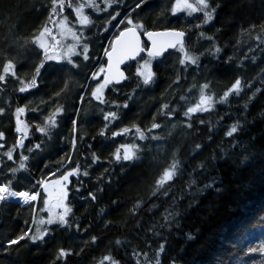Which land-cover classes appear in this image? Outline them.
Listing matches in <instances>:
<instances>
[{
  "label": "snow or ice",
  "instance_id": "snow-or-ice-1",
  "mask_svg": "<svg viewBox=\"0 0 264 264\" xmlns=\"http://www.w3.org/2000/svg\"><path fill=\"white\" fill-rule=\"evenodd\" d=\"M148 3L149 0H139L132 6L126 0H50L46 9L45 22L22 43L13 41L18 47L30 48L31 55L35 56L39 62L33 63L31 78H24L18 74L15 58H5L0 71V90L6 89L9 83H12L16 93L35 96L41 90L39 81L44 79V72L51 69L52 72L63 73V76L61 77L62 87L48 95L47 100L41 98L40 103L34 107H29L31 101L29 104H23V101L28 99L24 95L18 97L22 106H16L14 111L11 108L12 102H9L7 108L0 107V116L11 112L15 118V133L18 134L11 146H8L5 133L0 131V202L6 204L9 201H16L21 207L30 209L32 225L35 226H29L26 230L22 228L19 234L6 238V242L0 240V253L11 255L13 246L26 247L29 243L45 244L46 238L60 229L67 231L75 226L77 232H87L92 227L91 223L87 226L81 225L76 217L74 206L79 201L87 204L89 200L94 202L98 199L93 191H87L85 195L81 189L85 187L84 178L90 177L89 169L100 164V157L92 150L93 145L88 144L86 151L91 153V159L85 157L83 163L79 159L82 153L77 142L80 141L83 144L85 138L78 134L76 117L82 108L77 106V103L83 105L87 98L89 104L95 101L98 107L104 106L100 107L104 125L98 132V136L116 143L115 150L110 153L109 167H105L101 177H97L100 181L104 174L111 177L115 166H119L123 173L126 168H134L142 164L146 154L148 156L154 154L153 145L156 149H160L169 143L165 137L156 134L158 130L163 131L167 126L166 123L156 122L158 118L172 123L173 118L182 114L185 120L184 128L196 133L201 125L207 127L204 118L199 114L212 113L221 105L230 107V97L242 98L251 92V95L247 96V103L242 105V110L246 111L258 95H264V72L259 76V87L256 86V82L237 76L220 95L212 91L213 85L206 78L202 84L193 82L186 89L184 87L188 76L192 75L194 81L197 79L201 56L207 54L219 59L222 49L215 44L214 36L205 35L203 31L204 26L214 21L217 9L221 7L217 0H174L170 8L163 7L159 13L164 15L170 12L171 17H176L175 21L169 19V26L162 31L150 30L139 19L137 10ZM180 13H185L187 17L193 18V21L187 24L181 23L178 15ZM194 14L198 15L194 16ZM255 27V24L251 26V28ZM259 27L261 32H264V23H261ZM251 28L246 30L249 34ZM193 30L198 31L197 43L200 40H206L212 44V49L197 48L199 55L195 54L192 49L196 47V44L190 39ZM105 33L109 35L106 36ZM255 39L260 41V45H264V38L257 35ZM105 40L107 46L103 44ZM97 41L102 48L103 61L90 51V45L96 44ZM4 43L7 44L8 41L5 40ZM260 50L261 54H264V47ZM248 51L255 53V49L251 47ZM174 54H178L179 67L173 66L175 79L167 84L162 94L170 99L158 105L151 116L150 125L132 123L119 127V124L123 123L122 117L125 115V110L131 111L132 104L136 103L137 91L143 92L145 88H151L156 84L158 77L153 62H157V68L161 66L166 68L168 57ZM242 55L244 60L256 62L255 54L251 57L247 53ZM232 60L233 57L229 56L225 62ZM132 62H134V73ZM81 64L91 69L90 75L83 77L84 83L74 79L80 75ZM190 68H194L195 74L189 71ZM237 70H243V60L237 65ZM133 84L134 87H132ZM123 87H132L131 92L125 93L126 99L123 103H119L117 99L106 98V90L116 94ZM33 89L36 92H33ZM194 91L198 92V97L195 103H190V97ZM70 95H74L77 101L72 105L76 115L68 118L71 123V138L68 145H60L59 159H54L51 155H44V146L46 142L53 141V136L60 134V123L66 113L62 98ZM26 112L36 114L35 124L29 125L21 119ZM139 118L140 114L137 113L135 119ZM113 127L116 130H112ZM172 128H176L175 123H172ZM209 131L211 132L212 129L209 128ZM108 132L111 133L110 136L107 135ZM241 132L242 125L237 121L227 127L224 135L229 138L228 142L231 144L232 151L241 148L243 157L241 164H243L251 157L242 148V141L239 139ZM37 133L40 135L37 136ZM60 136L63 138V134ZM117 137H123L124 140L117 143ZM96 139L97 137H92V140ZM211 139L210 135L209 140ZM33 140L39 142L34 143ZM195 148L199 151L202 145L196 144ZM219 151L221 155H226L228 150L221 144ZM162 157L163 163L150 165L156 169V173L150 177L152 183L146 198L137 197V201L129 209V214L133 218L132 231L139 233L147 226L152 239L144 240L143 246H133L129 240L117 239L115 248L110 246L107 254L102 255L99 260L93 258V264H162L160 257L165 253L167 233H171L174 228L182 227L181 212L178 209L185 199V192L193 195L192 190L195 189V193L204 195L209 190L217 194L225 191L222 185L216 186L218 181L215 178L202 186L198 183L197 177H203L206 174L208 163L215 162V153L210 161L200 162L191 171L187 170L189 163L179 158V150L171 153L170 162H168L167 149L163 151ZM33 162L37 165L43 164V168L40 169V179H35L32 175ZM44 170L47 172L45 173ZM17 173H27L29 177H32L28 180L32 186L30 189H18L17 185L23 177H18ZM106 183L111 186V179L109 178ZM178 185L181 186L178 187ZM103 191V185L96 188V192ZM177 192H180L179 196ZM113 203L118 202L113 201ZM191 206L192 203H189V207ZM161 208L163 211L160 212L157 220L155 214ZM103 214L104 210L100 209L98 215ZM260 219L264 221V216ZM24 223L27 225L28 221L25 220ZM111 227V222L104 224V229L110 230ZM106 234L104 230H101L99 236L92 235L90 241H86L85 246L81 247L75 255L86 253L88 248L97 246ZM186 237L188 241L194 239L191 234H186ZM161 240L164 242L161 243ZM21 242L24 244L21 245ZM149 251H154L155 255L150 256ZM248 252L264 254V242L258 248H249ZM72 255L70 250L61 247L56 251L52 264H68L67 258ZM141 255L144 257L143 260L140 259ZM170 264H182V262L172 257ZM253 264L257 262L254 261ZM259 264H264V261Z\"/></svg>",
  "mask_w": 264,
  "mask_h": 264
},
{
  "label": "trees",
  "instance_id": "trees-1",
  "mask_svg": "<svg viewBox=\"0 0 264 264\" xmlns=\"http://www.w3.org/2000/svg\"><path fill=\"white\" fill-rule=\"evenodd\" d=\"M126 2L134 6L139 0H126ZM217 2L220 3L221 7L217 9L213 25L205 32L207 35L212 33L217 36L218 46L222 49L219 59L216 57L207 60L201 59L197 79L194 81L193 76L190 75L186 84L192 81L201 84L205 82L204 78H206L213 85L212 91L220 95L234 82L237 76H241L256 82V86L259 87V76L264 72V54H261L260 49L264 45H260V41L256 40L255 37L259 35L264 38V32H261L259 27L261 23H264V0H217ZM49 4L50 0H0L1 48L3 49L4 45L1 41L9 35V28L14 23H19V26H24L26 29L43 24L47 18L46 9ZM163 7L169 8L167 1L165 4L163 0H149L148 4L137 10L139 19L150 30H163L169 26V19L176 20V17H171L169 12L159 15ZM43 18H45L44 21ZM180 19L183 24L193 21V19L189 20L184 17H180ZM161 21L164 22L161 23ZM253 24L256 25L255 28H251ZM249 28H251L250 34L246 31ZM197 34L198 31L193 30L190 39ZM104 35L107 36L109 33ZM202 42L204 41L200 40L197 43V37L193 41L196 45L202 44ZM249 42L256 43L248 44ZM103 44L107 46V41H103ZM97 46L98 48H93V54L100 51V55H102V49L99 48L100 42ZM249 47L255 49V53L249 52ZM7 53H11V51L7 49ZM242 53H247L249 57L255 54L257 56L256 62L244 60ZM229 56H232L233 60L226 63L225 61ZM32 57H24L20 65L21 70L23 67L24 71L28 68L29 61L34 59ZM241 60H243V70L238 71L237 65L240 64ZM156 64L157 62L154 61V70L157 71L158 77L156 84L152 85L151 88H145L143 92L137 91L136 103L132 104L131 111L125 110V115L122 117L123 123L119 124V127L132 123L150 125L151 116L158 105L170 99V97L162 96V94L167 84L175 79L172 68L173 66L179 67L178 55L174 54L168 57L166 68L163 66L157 68ZM189 71L194 72V68H190ZM89 72L90 69L81 65L80 75L74 78L75 81L84 83L83 77ZM132 72L134 73V63ZM62 76L63 73L47 71L41 90L35 97L47 100L48 95L62 87ZM8 87L0 90V107L7 108L9 102H12L11 108L14 111L16 106H22L18 100L20 95H16L13 90L14 85ZM132 87H123L116 94L108 92L106 98L109 100L117 99L119 103H122L123 98L126 99L123 91L125 93L131 92ZM250 95L251 92H248L242 98L230 97V107L221 105L212 113L199 114L204 118L207 127L201 125L196 133L185 128L182 132L172 134L167 139L169 143H166L162 148L156 149L153 145L154 154L152 156L146 154L142 164L134 168H126L123 173L119 166H115L112 176L109 177L108 174H104L100 181L97 180V177H101L104 168L109 167L110 153L115 150L116 143L106 140L105 144L100 137H97L93 142L85 141L83 144L79 141L78 146L82 153L79 157L81 163L85 157L91 159V153L86 151L88 143L93 145L92 150L100 157V164L89 169L90 177L84 178L85 187L81 189L85 195L87 191H93L98 199L94 202L89 200L87 204L79 201L74 206L76 217L81 225L87 226L91 223L92 227L87 232H77L75 226L67 231L60 229L46 238L47 243L45 244L29 243L26 247L13 246L11 255L0 253V264H52L56 251L61 247L73 253L67 258L68 264H93V258L99 260L102 255L107 254L110 246L115 248L117 239L129 240L133 246H143V241L151 240L152 237L148 233L147 226L142 232L132 231L133 218L129 214V209L137 201V197L146 198L152 183L150 177L156 173V169L150 165H158L164 162L162 153L165 149L168 150V162L171 161V153L179 150V158L189 163L188 171H191L202 161H210L211 156L215 153V162L208 163L206 174L203 177H197L198 183L202 186L215 178L218 181L216 186L222 185L225 191L217 194L209 190L204 195L195 193V189L192 190L193 195H188L185 192V199L180 203L178 209L181 212L180 223L182 227L180 229L174 228L171 233H167L168 241L165 244V253L161 254L160 257L162 264H170L172 257H176L182 264H253L254 261L259 264V262L264 261V254L248 252L249 248H258L264 242V221L260 219L264 216V115H262L264 113V95H258L244 111L242 105L247 103V96ZM33 97L31 96V98ZM65 99L67 103L71 101V105L77 103L74 95ZM65 99L62 101L64 102ZM69 109L68 112L73 108L70 107ZM83 110H86L85 106ZM137 113L140 114L139 119H135ZM225 113H230V115H225ZM85 115L86 113L78 118V129H80L78 134L84 131L89 136H97L99 120L93 119L88 122V117ZM178 119H183L182 114ZM237 121L242 125V132L239 135L242 148L251 157L249 161H245L243 164H241V160H243L241 148L232 151L231 144L228 142L229 138L224 135L227 127ZM156 122L160 123V119L158 118ZM209 128L212 129L211 132ZM112 130H116V128L113 127ZM0 131L5 133L8 146H11L17 136L15 119L11 112L5 116H0ZM59 133L63 134V138L57 134L56 142L51 148H48V142L45 144V146L47 145L44 148L45 156L51 155L54 159H59L60 145H68L71 136V123L68 118L61 121ZM107 135L110 136L111 133L108 132ZM210 135L212 136L211 140H209ZM31 138L32 136H30ZM66 138L67 143L65 144ZM123 140V137L116 138L117 143ZM33 142L39 141L33 140ZM196 144L202 145L199 151L195 148ZM221 144L228 150L226 155H221L219 151ZM9 163L11 164V162ZM42 168L43 164L37 165L33 162L32 175L35 179L41 178L40 169ZM44 172L46 173L47 170ZM17 176L23 177L17 185L18 189H30L32 187L28 183L32 177H29L27 173H17ZM109 178L111 179V186L106 183ZM101 185H103L104 191L102 193L96 192V188ZM246 185L248 187H245ZM176 194L179 196L180 192ZM113 201L118 203L114 204ZM193 201L195 202L193 203ZM189 203H192L191 207H189ZM100 209L104 210L103 215H98ZM162 211L163 208L156 212L155 219H159ZM145 219H150V217H145ZM25 220L28 221L27 225L24 223ZM106 222H111L110 230L104 229ZM29 226L35 227L32 225L30 209L21 207L16 201H9L6 204L0 203V240L6 242V238L19 234L22 228L26 230ZM101 230L107 234L101 238L97 246L88 248L86 253L75 255L81 247L85 246L86 241H90L92 235L99 236ZM186 234L193 235L194 239L188 241ZM160 242L163 243L164 241L161 240ZM23 244L24 242H21V245ZM137 250L139 251V248ZM149 255L154 256L155 252L149 251ZM140 259H144L143 255Z\"/></svg>",
  "mask_w": 264,
  "mask_h": 264
},
{
  "label": "rangeland",
  "instance_id": "rangeland-1",
  "mask_svg": "<svg viewBox=\"0 0 264 264\" xmlns=\"http://www.w3.org/2000/svg\"><path fill=\"white\" fill-rule=\"evenodd\" d=\"M167 2H168V4H169V8H170V6H171V4L172 3H174V0H166ZM166 1H164L163 0V2L166 4ZM40 10H42V9H40ZM38 11H39V9H38ZM43 11V10H42ZM169 14H170V12H169ZM179 15V17H184V18H187V19H189V20H192L193 18H189V17H187L186 16V14L185 13H180V14H178ZM195 15H198V14H194V16ZM45 17V16H44ZM71 18V17H70ZM201 19H202V17H201ZM45 20V18H43V21ZM213 23H214V21L213 22H211L209 25H207V26H204V32L208 29V28H210V26L211 25H213ZM21 25V24H20ZM41 25H42V23H41ZM40 26V24L39 25H37L36 27H30V28H25L24 26H19V23H14L9 29H10V33H8L9 35L7 36V37H5L4 38V40L3 41H1L4 45H3V49L1 48V46H0V71H2V65H3V62H4V59L5 58H15V60H16V62H17V65H18V74L19 75H21V77H24V78H29L30 77V75H32V71H33V68H32V63H38L39 61L35 58V56H33V55H31V49L30 48H25V47H18V46H16L14 43H13V41H19L20 43H22L25 39H28V38H30L31 37V35L35 32V30L38 28ZM87 34V33H86ZM205 35H207V33L205 32ZM209 35H212V36H214V38H215V44L218 46V40H217V36L215 35V34H212V33H209ZM198 36V34L197 35H193L192 36V38H191V41H192V43H193V41H194V38H196ZM5 40H7L8 41V43L7 44H5L4 43V41ZM204 42H202V44H199V45H196V47L195 48H193L192 49V51L195 53V54H197V55H199V52L197 51V48H199L200 50H203L204 48H208V49H212V44L210 43V42H208V41H206V40H203ZM99 43V41H97V43L96 44H94V46L92 47V46H90V51H92L93 50V48L94 47H97L98 48V46H97V44ZM253 43H256V42H253ZM253 43H251V42H249L248 44H253ZM12 49L11 50V53H7V49ZM2 51V52H1ZM16 53V54H15ZM17 55H19V56H17ZM178 55V54H177ZM25 56H28V57H32V58H34L32 61L30 60L29 61V65H27V67L29 66H31V70H29V72H25L24 71V67H23V70H21L22 68L20 67V65L22 64V60L24 59V57ZM212 59L213 58V56H211V55H204V56H201L200 57V61H201V59H204V60H207V59ZM31 62V63H30ZM50 63H53V62H50ZM154 63V62H153ZM23 64H25V63H23ZM81 65H83V64H81ZM20 67V68H19ZM193 83V81L192 82H190L189 84H185L184 85V87H185V89L187 88V87H189V86H191V84ZM196 83V82H195ZM198 84H200V83H198ZM202 84V83H201ZM9 85H12L13 86V84L12 83H9ZM8 85V86H9ZM9 88V87H8ZM14 90V89H13ZM1 94V93H0ZM123 94H125V91H123ZM16 95L18 96V95H22V94H17L16 93ZM24 95V94H23ZM68 97H70V96H68ZM67 97V98H68ZM197 97H198V92H195L194 91V93H193V95L190 97V103H195V101H196V99H197ZM31 99L32 98H29L28 100H27V103L29 104V101H31ZM63 99H65V98H63ZM62 99V100H63ZM123 100H124V98H123ZM0 102H1V100H0ZM122 103H123V101H122ZM24 104V103H23ZM78 104V103H77ZM31 107H34V106H36L37 105V103L36 102H33V101H31V104H29ZM79 105V104H78ZM92 105V107L94 108V109H96V110H98L99 112H100V107H104V106H100V107H98L97 106V102L96 103H94V104H91ZM27 112L21 117V119H23L25 122H26V117H27ZM204 114V113H203ZM15 119V118H14ZM32 124L31 125H33V124H35L37 121L35 120V119H32ZM160 123H166L167 124V126H166V128L163 130V131H157V133L156 134H159V135H161V136H163V137H165V139L167 140V139H169L170 137H169V132H171V135L172 134H174V133H179V132H182L183 130H185V128H184V124H185V120H184V118L182 119V120H179L178 119V117H176V118H173V121H172V123H175L176 124V128L175 129H173L172 128V123H167L166 121H162V120H160ZM16 135H18V134H16ZM37 135L39 136L40 134L39 133H37ZM30 136H31V132L29 133V138H30ZM56 136L57 135H55L54 137H53V141L51 142V143H49L48 144V148H51L53 145H54V143L56 142ZM65 139V138H64ZM47 143V142H46ZM45 143V144H46ZM47 146V145H46ZM46 146H44V148H46ZM1 203V202H0Z\"/></svg>",
  "mask_w": 264,
  "mask_h": 264
},
{
  "label": "flooded vegetation",
  "instance_id": "flooded-vegetation-1",
  "mask_svg": "<svg viewBox=\"0 0 264 264\" xmlns=\"http://www.w3.org/2000/svg\"><path fill=\"white\" fill-rule=\"evenodd\" d=\"M106 34V33H105ZM90 46H94V45H90ZM105 46H106V44H105ZM99 48L100 49H102L101 48V46H99ZM92 52V54H93V51H91ZM94 56H98V57H100L101 58V60L103 61V52H102V55H100V51L99 52H97L96 54H93ZM37 63V62H36ZM83 66V65H82ZM47 67V66H46ZM81 67V66H80ZM88 69H90V68H88ZM29 70H31V66L29 67L28 66V68L27 69H25V72H29ZM49 70H51V69H49ZM43 71V70H42ZM90 71H91V69H90ZM45 74H46V72H44L43 73V76H44V79L42 80V81H39V83L41 84V86H42V82L43 81H45ZM88 75H90V72H89V74ZM29 78H31V75H30V77ZM33 92H36V90L35 89H33L32 90ZM109 91L108 90H106V93H105V95H107V93H108ZM23 95V94H22ZM24 96H27L28 97V99L29 98H31V96H29V94H27V93H25L24 94ZM27 99V100H28ZM27 100L26 101H24V104H28L27 103ZM40 100L41 99H39L38 97H33L32 99H31V101H33V102H36L37 103V105L40 103ZM63 102V101H62ZM64 104H65V106H66V113H65V115H64V118L65 119H67V118H69L70 117V115H76L75 114V112H73L74 110L72 109L70 112H68L70 109V107H72V105H71V101H69L68 103H67V100L65 99V101L63 102ZM94 103H96L95 101H93L91 104H94ZM91 104H89L88 102H87V98H86V100H85V103L83 104V106L82 105H78L77 104V106H79V107H81L82 108V111L80 112V114L76 117L77 118V120H78V118H80V116L83 114H85L86 113V115L85 116H87L88 117V122H90L91 120H93V119H98L99 120V127H98V132L100 131V129L101 128H103V125H104V121H103V116H102V114H101V112H99L98 110H96V109H94L93 107H92V105ZM84 106H85V108H86V110H83V108H84ZM29 107H31L30 105H29ZM73 108V107H72ZM28 114H27V117H26V123H28L29 125H31L33 122H32V118H34L35 120H36V114H34V113H31V112H27ZM63 118V119H64ZM62 119V120H63ZM61 120V121H62ZM60 129H61V123H60ZM59 129V130H60ZM78 130H80V129H78ZM79 132V131H78ZM98 132H97V136H89V135H87L84 131H81L80 133H79V135L80 136H82V137H84L85 138V141L86 142H93V140H92V137H99L98 136ZM54 137V136H53ZM89 137H91V138H89ZM70 138H71V136H70ZM69 138V139H70ZM104 141H103V143H105L106 144V140L105 139H103ZM79 142V141H78ZM77 142V143H78ZM65 144L67 143V138H66V140H65V142H64ZM79 144V143H78ZM88 144H90V143H88Z\"/></svg>",
  "mask_w": 264,
  "mask_h": 264
},
{
  "label": "water",
  "instance_id": "water-1",
  "mask_svg": "<svg viewBox=\"0 0 264 264\" xmlns=\"http://www.w3.org/2000/svg\"><path fill=\"white\" fill-rule=\"evenodd\" d=\"M159 31H162V30H159ZM169 51H173L174 52V50H169ZM132 63H134V62H132ZM124 66H122V68H123ZM127 74V73H126Z\"/></svg>",
  "mask_w": 264,
  "mask_h": 264
},
{
  "label": "bare ground",
  "instance_id": "bare-ground-1",
  "mask_svg": "<svg viewBox=\"0 0 264 264\" xmlns=\"http://www.w3.org/2000/svg\"><path fill=\"white\" fill-rule=\"evenodd\" d=\"M82 107V106H81ZM74 112V111H73Z\"/></svg>",
  "mask_w": 264,
  "mask_h": 264
}]
</instances>
